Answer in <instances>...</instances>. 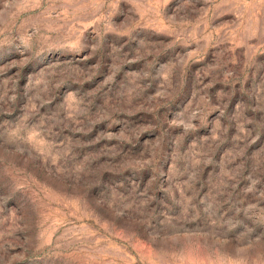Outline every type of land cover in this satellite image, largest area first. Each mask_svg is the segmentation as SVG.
I'll return each mask as SVG.
<instances>
[{
	"label": "rangeland",
	"instance_id": "obj_1",
	"mask_svg": "<svg viewBox=\"0 0 264 264\" xmlns=\"http://www.w3.org/2000/svg\"><path fill=\"white\" fill-rule=\"evenodd\" d=\"M0 264H264V0H0Z\"/></svg>",
	"mask_w": 264,
	"mask_h": 264
}]
</instances>
